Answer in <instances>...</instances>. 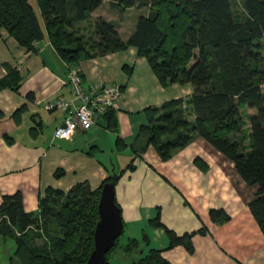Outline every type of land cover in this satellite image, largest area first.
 I'll list each match as a JSON object with an SVG mask.
<instances>
[{
    "label": "trees",
    "instance_id": "trees-1",
    "mask_svg": "<svg viewBox=\"0 0 264 264\" xmlns=\"http://www.w3.org/2000/svg\"><path fill=\"white\" fill-rule=\"evenodd\" d=\"M107 1L117 15L128 9L145 11L135 19L125 41L119 38L115 23L101 17L91 22L94 40L85 38L76 27L89 19L102 0H35L42 28L27 0H0V30L30 54L36 52L32 43L44 35L60 60L72 68L82 60L131 48L144 60L160 88L188 85L191 94L187 98L142 109L145 124L138 128L130 152L139 157L144 147L150 146L160 161H166L193 138L202 139L232 163L246 185L255 186L247 209L264 243V0H237V4L235 0ZM236 5L238 9H234ZM2 68L0 91L17 92V70L6 64ZM128 70L127 77L131 68ZM188 116H192L191 122ZM101 123L104 129L117 133L114 110L108 111ZM142 139L144 147H137ZM114 147L124 149L117 136ZM192 163L201 172L207 168L198 158ZM62 174L56 170L52 177ZM115 180L107 177L93 190L85 182L64 192L45 188L36 198L33 213L23 210L19 192L1 196L0 237L12 240L17 264H84L92 249L99 190L105 183L113 186ZM208 218L214 223L228 220L219 210H209ZM50 225H55L57 235L48 240L45 235ZM149 225L159 226L156 219ZM164 233L167 248L181 246L192 251L193 233L180 237L167 230ZM38 238L42 244L35 246ZM117 240L105 254L104 264ZM131 245L134 240L124 249ZM131 264L169 263L160 251L149 250Z\"/></svg>",
    "mask_w": 264,
    "mask_h": 264
},
{
    "label": "crops",
    "instance_id": "crops-1",
    "mask_svg": "<svg viewBox=\"0 0 264 264\" xmlns=\"http://www.w3.org/2000/svg\"><path fill=\"white\" fill-rule=\"evenodd\" d=\"M105 3L117 15L108 1L102 0L87 21L102 18L99 11ZM87 21L76 25L85 38ZM35 48L34 54L26 52L0 30V78L4 76L3 64L15 68L20 76L17 92L0 91V198L19 192L23 210L33 213L36 198L45 188L64 192L85 182L93 190L114 176L113 200L119 209L123 241L116 249L137 257L130 263L107 264H131L149 250L160 251L169 264H264V243L247 209L256 188L239 178L232 163L200 138L174 150L166 161H160L150 146L144 147L143 139L137 143L144 147L139 157L130 152L138 128L145 124L142 109L187 98L191 94L188 85L160 88L142 64L144 60L131 48L82 60L74 68L60 60L44 35ZM122 66H126L125 72L131 68L129 77L121 71ZM69 69L78 72L86 87L101 83L123 87L114 110L116 134L100 123L76 132L69 140L52 138L63 115L45 111L43 106L59 95L68 98L62 81ZM19 109L22 111L13 116ZM187 120L191 122L192 116ZM115 136L124 149H115ZM195 158L206 165L205 171L193 165ZM56 170L63 173L57 179L52 177ZM209 210L222 211L228 220L210 221ZM154 219L158 227L149 225ZM165 230L175 237L193 233L192 251L181 246L167 248ZM131 240L135 245L124 249Z\"/></svg>",
    "mask_w": 264,
    "mask_h": 264
},
{
    "label": "built area",
    "instance_id": "built-area-1",
    "mask_svg": "<svg viewBox=\"0 0 264 264\" xmlns=\"http://www.w3.org/2000/svg\"><path fill=\"white\" fill-rule=\"evenodd\" d=\"M36 45L37 42L32 43L33 47ZM62 87L68 98L59 95L43 106L45 111H58L63 115L52 133L55 140H69L76 132H85L100 124L108 111L117 109L122 94L120 86L114 83L86 87L75 69L67 71Z\"/></svg>",
    "mask_w": 264,
    "mask_h": 264
},
{
    "label": "rangeland",
    "instance_id": "rangeland-1",
    "mask_svg": "<svg viewBox=\"0 0 264 264\" xmlns=\"http://www.w3.org/2000/svg\"><path fill=\"white\" fill-rule=\"evenodd\" d=\"M237 4V0L234 1ZM27 3L31 7L32 11L34 12L36 18L38 19V22H41V19L39 17V12L36 6L35 0H27ZM234 9H238V6H234ZM100 15H102V19L106 22H112L115 23L116 26L119 25L118 34L120 36V39L122 41H125L129 35V33L132 31L135 19L139 15H144V10H132L129 13H123L122 15H113L114 13L110 11L107 7V3L103 4L100 9ZM87 25L84 28V34L87 37L92 36V23L90 21H87ZM264 54V52H263ZM142 64L147 68L144 61H142ZM251 113L250 111H245L244 113ZM49 233L45 235L48 240H50L51 236L57 235V228L55 225L49 226ZM42 239H35V246H40L42 244ZM122 238L118 237L117 243L119 245H122ZM14 244L11 239L6 238L3 239L0 237V264H17L14 256ZM136 255L134 253L131 254H122L119 249H115L113 252L109 254L108 262L112 263L114 261L123 262L126 261L127 263H130V261H134L136 259Z\"/></svg>",
    "mask_w": 264,
    "mask_h": 264
},
{
    "label": "water",
    "instance_id": "water-1",
    "mask_svg": "<svg viewBox=\"0 0 264 264\" xmlns=\"http://www.w3.org/2000/svg\"><path fill=\"white\" fill-rule=\"evenodd\" d=\"M97 220L92 230V249L84 264H104L105 254L113 247L120 236L122 224L119 209L114 204L113 189L105 183L99 190L96 203Z\"/></svg>",
    "mask_w": 264,
    "mask_h": 264
}]
</instances>
